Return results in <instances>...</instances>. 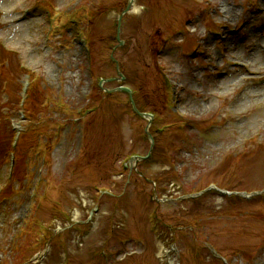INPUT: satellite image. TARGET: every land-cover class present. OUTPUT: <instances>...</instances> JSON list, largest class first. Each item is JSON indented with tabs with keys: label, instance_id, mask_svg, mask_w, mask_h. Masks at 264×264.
<instances>
[{
	"label": "rangeland",
	"instance_id": "obj_1",
	"mask_svg": "<svg viewBox=\"0 0 264 264\" xmlns=\"http://www.w3.org/2000/svg\"><path fill=\"white\" fill-rule=\"evenodd\" d=\"M10 7L0 264H264V133L234 123L264 111V73L231 58L253 53L264 0H0V22Z\"/></svg>",
	"mask_w": 264,
	"mask_h": 264
},
{
	"label": "bare ground",
	"instance_id": "obj_2",
	"mask_svg": "<svg viewBox=\"0 0 264 264\" xmlns=\"http://www.w3.org/2000/svg\"><path fill=\"white\" fill-rule=\"evenodd\" d=\"M10 1V0H9ZM227 13V11H226ZM4 20L3 22H0V25L3 27L4 32L7 36L10 35L12 29H13V25L19 21L22 20V16H19V13H17V10L14 7H10L9 11H6L5 16H4ZM257 36V37H256ZM255 37L253 36L252 39L256 40L252 51L253 53L251 54H246L241 56L237 51L236 52H232L231 53V58L241 61L242 67H238L239 69H241L245 74H251L253 75L254 73H256L257 71L264 73V40H261L262 38H264V32L262 34V32H259L258 35H256ZM249 47V46H248ZM233 61L231 62V66H233ZM255 75V74H254ZM217 79H222V78H217ZM262 79H264V77H262ZM229 79L228 77H226L225 79H223L222 81L219 80L215 85H214V90H216V93H213L211 95L208 96H204V100L205 103L208 104V108H211L213 106L212 101H216L218 99L221 98H225V96L228 94L229 90L234 88L236 86V83H238L240 81V78L237 79ZM236 80V81H235ZM235 82V83H234ZM219 92V93H218ZM203 94V93H202ZM242 96H244V94H241ZM255 96H253L250 101H263L264 98V91H257L254 93ZM246 100L249 98H245ZM239 101L234 103V108L235 109H243V107H241V103L243 102L242 99H238ZM264 105V104H263ZM236 116V115H235ZM255 117V118H253ZM247 119V122L250 121V125L247 126L245 125V127L249 128V127H254V132H256L257 130H259V132L262 134L264 133V111L260 112V111H252L251 113L245 115V116H241V117H234V123L235 124H239V123H243L245 122ZM232 143H235V141H231ZM76 217L78 216V214H75ZM36 259H38V256H36ZM173 264V263H171Z\"/></svg>",
	"mask_w": 264,
	"mask_h": 264
},
{
	"label": "water",
	"instance_id": "obj_3",
	"mask_svg": "<svg viewBox=\"0 0 264 264\" xmlns=\"http://www.w3.org/2000/svg\"><path fill=\"white\" fill-rule=\"evenodd\" d=\"M130 9V5L127 6L126 10L124 11V13H127ZM120 25V24H119ZM119 31V29H118ZM117 39H119V36H117ZM118 90L120 91H124V92H127L128 94L130 93L129 89L125 88V87H120L118 88ZM139 116L143 117V118H151L150 115L148 114H141V113H138Z\"/></svg>",
	"mask_w": 264,
	"mask_h": 264
}]
</instances>
